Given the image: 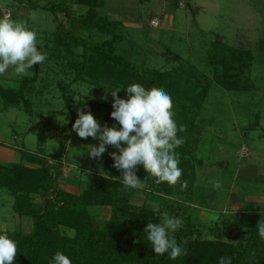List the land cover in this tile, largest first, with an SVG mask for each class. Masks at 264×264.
<instances>
[{
	"label": "rangeland",
	"instance_id": "rangeland-1",
	"mask_svg": "<svg viewBox=\"0 0 264 264\" xmlns=\"http://www.w3.org/2000/svg\"><path fill=\"white\" fill-rule=\"evenodd\" d=\"M19 1L0 0L4 8L2 13L13 10L12 13L18 14L17 19L25 20L37 31L39 40L46 37L44 32L56 29L57 22L48 10L42 7L32 10L27 0L20 4ZM196 1L185 0L181 5L180 0H107L112 19L117 22L120 20L116 17L126 19L120 21L119 28L135 44L133 46L127 39L109 45L127 53V59L142 73L136 74L137 79L133 81L123 76L106 79L101 72L92 70L91 83L73 82L69 93L75 112L73 122L77 119V110L83 109L90 111L102 126L111 127L117 123L110 116L113 97L102 86L122 91L129 81L146 87L148 77L160 72L167 86L172 88V93H168L182 115L176 112L177 123L187 129L178 134L185 142L176 151L180 155L182 179L188 183L181 190L179 184L174 187L167 183L158 185L149 176L146 188L128 189L127 197L120 204L123 211L119 218L113 217L109 206L95 207L91 209L89 222L94 228L106 231L118 220L142 217L150 203L152 208L159 206L161 213L143 219V223L159 222L167 213L182 221L180 228L171 235H177L186 223L193 225L190 243L225 242L249 246L253 245L250 233L253 220L259 222L264 218V13L262 17L259 0H201L202 10L196 14L188 6L189 2L195 6ZM10 4L14 5L10 7ZM140 13L142 15L137 18ZM62 17L70 24L66 16ZM97 25L101 27L100 23ZM74 27L79 28L76 24ZM77 31L85 35L82 28ZM92 41L100 44L104 40L95 32ZM226 47L232 52L225 57L224 63L220 60ZM80 62L82 60L78 59L77 66H81ZM98 63L94 64L96 69ZM47 70L51 69L45 60L28 95L33 102L30 112L7 108L0 102L1 163L19 162L22 148L46 155L56 152L59 142L55 129L72 121L71 115L58 113L66 110V101L56 85L50 86ZM34 74L29 69L24 75ZM0 84L15 88L18 82ZM120 97L127 99V93L122 91ZM66 134L69 138L65 142L64 175L59 183L60 187L79 195L85 185L91 183L94 172L105 173L103 162L112 159L109 153L118 150L106 146L102 157L94 159L87 154L88 145L98 146V140L81 139L73 129ZM28 166L39 165L28 163ZM136 174L141 181L147 176L139 166ZM212 179H218L221 188H214L209 183ZM3 184L10 185V182ZM150 197L152 201L148 200ZM36 200L41 202L40 198ZM14 203L8 187H0V234L33 231L31 217L18 215ZM195 249L186 252L191 254Z\"/></svg>",
	"mask_w": 264,
	"mask_h": 264
},
{
	"label": "trees",
	"instance_id": "trees-1",
	"mask_svg": "<svg viewBox=\"0 0 264 264\" xmlns=\"http://www.w3.org/2000/svg\"><path fill=\"white\" fill-rule=\"evenodd\" d=\"M23 2L24 0H20L19 4ZM27 2L29 9L42 7L48 10L57 22L56 29L44 32L46 37L43 40L40 38V50L47 54L46 61L51 69L47 70L50 86L56 85L62 99L66 101V110H60L58 113L71 115L72 121L60 129H55L59 142L56 152L46 155L43 152L36 153L22 148L19 151L21 154L19 162L11 164L0 162V187H8L13 194L15 212L20 216H30L34 223L33 231L30 233L20 231L7 233L18 242L19 255L16 264H51L52 257L57 251L68 255L72 264H218L221 256L231 257L232 264H264V240L258 236L256 220H253L250 230L253 245L249 246L225 242L201 245L190 243L188 239L192 236L194 227L191 223H186L178 234L173 236L186 251L195 247L196 249L182 260H179L180 258L172 260L168 254L155 255L148 244L146 234L143 232L147 223H143L142 220L156 214L150 203H147L144 209L146 212L142 213V217L137 219L132 217L128 221L118 220L119 222L111 225L109 230L94 228L90 224V212L95 207L109 206L113 217H117L123 211L120 210L122 206L120 204L125 200L128 189L116 178L120 177L121 173L113 167L114 161L110 158L103 162L105 173L94 172L91 183L85 185L79 195L60 187L67 148L65 142L69 138L65 135H68L67 131L72 128L75 115L69 94L71 84L78 80L91 83L92 70L101 72L106 79L123 76L133 81L137 79L136 74L142 71L127 59V53L121 52L115 45H109L112 42L115 44L117 41H126L130 36L127 37L128 34L119 28L121 22L113 20L111 14L107 13L112 12L109 10L107 0H27ZM78 6L87 7V11L82 15L72 12L73 8ZM63 15L73 24L65 23ZM0 17H3L1 5ZM12 17L17 19L18 14L13 12ZM97 23H100L101 27H97ZM74 24L82 28L85 35L78 33ZM95 32L104 40L103 43L96 44L92 41ZM130 43L135 46L132 41ZM223 52L225 55L220 60L222 62L227 60L225 57L232 51L226 47ZM95 54L98 55L97 58H93ZM78 59L82 60L81 66H77ZM96 61L99 62L97 69L94 65ZM222 65L225 70L226 66ZM31 70L35 74L22 76L18 88H5L0 84V102L7 108H21L27 112L33 108V102L28 99V95L32 84L40 76L41 65L37 72L35 65ZM132 83L127 81L125 88ZM145 85L147 88H163L169 93L173 91L158 71L148 77ZM102 87L108 92L112 90L110 86ZM122 91L117 93L119 97ZM176 107L178 108L177 104L175 110L179 114ZM182 114L188 120V116ZM176 119L178 120L177 117ZM50 159L53 161L50 162ZM28 163L39 166L30 167ZM8 182L10 185L3 184ZM36 198H40L41 202ZM148 200L152 201L151 197Z\"/></svg>",
	"mask_w": 264,
	"mask_h": 264
},
{
	"label": "clouds",
	"instance_id": "clouds-1",
	"mask_svg": "<svg viewBox=\"0 0 264 264\" xmlns=\"http://www.w3.org/2000/svg\"><path fill=\"white\" fill-rule=\"evenodd\" d=\"M47 54L40 50V40L35 29L29 27L25 20L12 19L5 15L0 17V77L13 72L20 76L33 69L34 65H42ZM127 99L120 98V89L110 91L113 97L111 118L116 121L109 127L101 125L96 117L83 109L77 110V119L72 129L81 139L91 137L98 140L97 145H88L87 154L99 159L112 146L118 152L109 153L114 161L113 167L120 173V180L126 189L141 190L146 188L150 176L156 184L167 183L169 186L180 185L181 190L187 187L183 180V169L179 167L180 155L176 149L185 142L178 134L185 132L186 126L176 120L175 104L171 95L163 88H146L140 83H132L122 89ZM107 93L102 99H107ZM117 124L119 127H117ZM138 166L147 173L143 181L137 176ZM210 184L221 188L218 179ZM153 211L159 213V206ZM182 221L164 213L159 222H147L143 232L155 255L168 254L176 260L187 255L171 233H175ZM258 236L264 240V218L256 226ZM19 255L18 242L0 234V264H16ZM51 264H72L71 258L57 251ZM218 264H232L231 257H219Z\"/></svg>",
	"mask_w": 264,
	"mask_h": 264
},
{
	"label": "crops",
	"instance_id": "crops-1",
	"mask_svg": "<svg viewBox=\"0 0 264 264\" xmlns=\"http://www.w3.org/2000/svg\"><path fill=\"white\" fill-rule=\"evenodd\" d=\"M248 1H252V0H248ZM259 1H261V4H262V11H261V16L263 17V13H264V0H259ZM194 2H195V0H194ZM243 2H245V0H243ZM10 3H11V1H10ZM12 4H10L9 6L10 7H12L11 6ZM188 6L192 9V11H193V13H196V14H199L200 12H201V10H202V6H203V3H202V1L201 0H198V1H196V3H195V6H192L191 5V2H189L188 3ZM9 7V8H10ZM1 8H2V11H3V7L1 6ZM74 10H73V12L74 11H76L75 13L77 14V15H82V14H84L86 11H87V7H85V6H78V7H74L73 8ZM8 10V13H6V12H4V13H2L3 14V16H5V15H8V16H10V17H12V12L11 11H13V10H9V9H7ZM256 10V9H255ZM257 11V10H256ZM22 12V11H21ZM20 12V13H21ZM27 12V11H26ZM12 13V14H11ZM142 13V12H141ZM140 13V15L137 17V18H140V16L142 15ZM111 14V13H110ZM153 15V13H150V16H152ZM264 18V17H263ZM116 20H120L121 22L123 21V20H126V19H124V18H122V17H116ZM71 24H73L72 22H70ZM124 23L125 22H123V25H124ZM74 26H75V24H74ZM75 29L77 30V29H80V28H76L75 27ZM38 68H39V64H37V65H35V69H37V71H38ZM17 76V78L15 77V76ZM12 74V72H9L7 75H5V76H3V77H0V82H10V81H12V82H14V81H16V82H18V84L16 85V86H14L15 88H18L19 87V85H20V80H21V78H22V75H21V78H20V76H18V75H16V74ZM24 76V75H23ZM16 79H15V78ZM19 80V81H18ZM72 129V128H71ZM15 138H17V137H15Z\"/></svg>",
	"mask_w": 264,
	"mask_h": 264
},
{
	"label": "built area",
	"instance_id": "built-area-1",
	"mask_svg": "<svg viewBox=\"0 0 264 264\" xmlns=\"http://www.w3.org/2000/svg\"><path fill=\"white\" fill-rule=\"evenodd\" d=\"M184 3H185V0H180V4L181 5H184ZM158 24V23H157Z\"/></svg>",
	"mask_w": 264,
	"mask_h": 264
}]
</instances>
